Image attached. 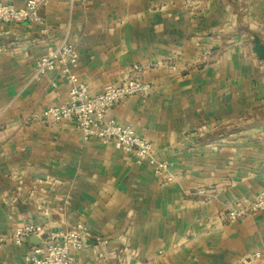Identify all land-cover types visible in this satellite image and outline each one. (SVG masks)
I'll use <instances>...</instances> for the list:
<instances>
[{"label":"crops","instance_id":"obj_1","mask_svg":"<svg viewBox=\"0 0 264 264\" xmlns=\"http://www.w3.org/2000/svg\"><path fill=\"white\" fill-rule=\"evenodd\" d=\"M40 14L0 22V264H25L40 242L14 244L15 228L77 222L74 264H264V209L222 216L264 186V60L252 52L264 0H49ZM67 28L92 93L133 74L149 83L107 116L152 143L166 173L71 123L30 120L68 102L59 70L31 78Z\"/></svg>","mask_w":264,"mask_h":264},{"label":"built area","instance_id":"obj_2","mask_svg":"<svg viewBox=\"0 0 264 264\" xmlns=\"http://www.w3.org/2000/svg\"><path fill=\"white\" fill-rule=\"evenodd\" d=\"M48 1L25 0L21 7H17L0 0V22L42 24L44 19L40 8ZM73 2L74 0H69L70 7ZM78 58V51L67 28L60 42L36 60L31 78L38 79L49 71L59 70L65 76L68 102L34 112L30 120L71 123L81 132L84 140L97 139L111 143L117 151L132 153L135 163L149 165L155 175L166 173L168 164L155 155L152 143L140 138L132 126L120 124L107 116V111L117 102L133 95H146L150 90L149 83L133 74L116 83L107 84L100 92L92 93L75 74ZM263 209L264 186L251 202L233 206L222 216L233 221ZM32 236L38 237L40 242L29 247L24 257L25 264H74L76 254L85 246L86 230L81 222L57 231L47 230L36 223H26L15 228L11 234L13 243L18 246ZM107 243L105 238L96 241L99 257H105ZM258 256V253L254 255Z\"/></svg>","mask_w":264,"mask_h":264},{"label":"water","instance_id":"obj_3","mask_svg":"<svg viewBox=\"0 0 264 264\" xmlns=\"http://www.w3.org/2000/svg\"><path fill=\"white\" fill-rule=\"evenodd\" d=\"M252 52L260 60H264V41H261L259 37H252Z\"/></svg>","mask_w":264,"mask_h":264}]
</instances>
